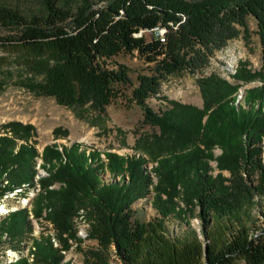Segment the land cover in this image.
<instances>
[{
    "label": "trees",
    "instance_id": "16d2710c",
    "mask_svg": "<svg viewBox=\"0 0 264 264\" xmlns=\"http://www.w3.org/2000/svg\"><path fill=\"white\" fill-rule=\"evenodd\" d=\"M98 1L42 0V9L30 14L0 1V41L51 51L53 63L43 79L25 83L31 91L67 105L90 102L97 109L117 94L118 83L129 82L127 67L120 62L109 66L108 60L136 50L153 64L138 74L132 96L143 121L159 132L139 138L127 154L76 140L46 143L42 157L49 174L40 179L43 190L34 200L35 213L49 206L48 216L66 242L63 233L75 236L72 217L78 207L88 208L89 236L99 247L88 251L82 264H102L112 246L121 264H232L236 257L244 264H264V204L256 218L251 212L254 197L264 199V0ZM249 14L257 20L262 63L257 70L236 72L244 82L257 81L244 88V103L235 102L240 83L212 73L199 79L202 107L176 99L160 112L149 106L146 98L163 79L193 73L228 39L247 34ZM162 26L163 37L157 31ZM142 28L152 31L150 40L135 35ZM32 130V123L21 121H8L0 130V197L35 185ZM214 145L221 148L217 155ZM211 158L230 175L209 173ZM147 159L157 161L151 204L158 215L143 221L134 217L133 204L153 182L144 171ZM54 181L59 186L49 187ZM178 195L190 215L199 218L203 238L191 228L186 236L169 233L166 218L181 214L182 208H175ZM19 211L24 209L8 216ZM0 226V242L7 231L17 235L29 228L26 219L10 223L4 217ZM57 250L46 240L36 241V260L59 264Z\"/></svg>",
    "mask_w": 264,
    "mask_h": 264
},
{
    "label": "rangeland",
    "instance_id": "374dc122",
    "mask_svg": "<svg viewBox=\"0 0 264 264\" xmlns=\"http://www.w3.org/2000/svg\"><path fill=\"white\" fill-rule=\"evenodd\" d=\"M0 1L27 14L42 9V0ZM174 26L177 27V24ZM247 28V34L240 32L235 37L228 39L223 46L215 49L207 61L193 73L185 72L183 74L170 75L163 79L157 92L146 98L149 106L153 110L160 112L170 105V99H176L180 102L202 107L204 100L199 79L212 73L218 74L232 84L240 83L235 94V102L244 103L242 100V88L254 85L257 81L244 82L236 77V72L241 67H246L251 71L257 70L262 63L261 41L256 31L257 20L251 14L247 16ZM157 31L159 35L165 34L166 28L162 26ZM152 34L151 30L142 28L135 35H143L146 40H150ZM115 62H120L127 67L129 82L117 84V94L110 98L103 109L93 107L90 102L67 105L59 103L53 95L36 94L25 85L27 82L41 81L43 79L46 67L53 63L49 49L46 48L41 51V49L37 48L0 41V130H2L3 124L8 121H21L33 124L29 140L37 150L33 159V171L36 168L37 172V166L41 163V168L47 171V175L49 174V163L45 162L42 157V148L46 143L69 144L71 141L76 140L83 144L94 146L100 151L114 150L121 154H127L134 151L133 146L139 138L143 140L147 135L159 132L158 126L143 121V110L132 96V89L138 81V74L149 72L153 62L145 60L136 50L131 53L124 51L117 53L112 57V60H108V65H113ZM57 127L59 129L55 131ZM58 147L61 148V145ZM260 147L261 160L264 163V133L261 135ZM212 151L214 155H217L221 152V148L218 145H214ZM216 163L215 158L209 159L211 169L208 172L215 175L218 171H221L224 176L228 177L230 172L227 169L220 170ZM156 164V160L147 159L144 162V171L148 173L153 182L149 184V192L138 198L133 204V209H135L134 217L143 221L158 215L156 208L151 204L152 195L154 194L152 186L157 181V174L153 169ZM108 174V171L104 172L105 177ZM117 177L119 178L120 175H117ZM59 184V182L54 181L49 187H58ZM40 188V191H42L41 181ZM40 191L36 192L30 206L24 207L28 212V217L25 210L5 216L10 223H17L26 219L29 228L17 235L9 231L6 232L4 241L0 242V264H15V262L20 264H44L42 261L36 260V241L42 240L50 242L54 248L60 251L57 250L61 256L59 264H82L86 253L99 247L97 239L89 236L90 220L87 216L88 208L85 206L78 207L79 210L75 215L76 228L72 217L74 231L76 230L75 236L62 235L66 240L65 242L61 239L54 221L48 216L50 207H45L40 215H37L40 212L36 214L33 209L34 200ZM4 195L0 197V200ZM8 199L5 202L16 206L18 204L19 206L22 205L14 198L10 197ZM175 200V208L181 207L182 209L179 210L181 211L180 215L173 213L166 218L169 233L177 236H186L187 232L191 233V228L195 230L198 237L203 238L200 232L199 218L195 215H190L191 211L184 208L185 204L180 195L176 196ZM254 200L251 211L253 214L252 218L259 216L258 210L264 204V199L258 198V196H255ZM1 202L0 209L2 210V204L4 203L3 201ZM31 211H34V218L30 217ZM42 215L45 218L41 217ZM5 217L4 219H6ZM30 226L32 228L31 236L28 240H25L30 233ZM3 231L4 228L0 226V233ZM37 231L38 233L35 234ZM69 240L72 241L70 242ZM62 241L65 244L71 243L67 247L66 254L62 253L64 249ZM29 245H31V254H34V260H32L33 256L30 254L31 259L28 257L29 255L25 252L23 253ZM57 246H62V248L59 247V249ZM20 248L22 250H19ZM113 250L114 246H112L111 251L107 252L102 264H121L120 258ZM13 254H17V256ZM232 264H244V260L241 257H236Z\"/></svg>",
    "mask_w": 264,
    "mask_h": 264
},
{
    "label": "bare ground",
    "instance_id": "6f19581e",
    "mask_svg": "<svg viewBox=\"0 0 264 264\" xmlns=\"http://www.w3.org/2000/svg\"><path fill=\"white\" fill-rule=\"evenodd\" d=\"M162 37H163V35H161ZM239 91H240V89H239ZM238 91V92H239ZM238 97V96H237ZM101 155L103 156L104 154L103 153H101ZM39 160V159H38ZM42 160V159H41ZM40 161V160H39ZM38 170H37V174L35 175V177H34V182H35V185L33 186V187H31V188H18V189H15V190H11V191H8L5 195H4V197H2V199L0 200V205H1V201H3V203L4 204H2V210L0 209V218H3V217H5V216H8L10 213H12V212H14V211H16V210H19V209H21V208H23L24 209V207H26V206H30V203H31V201L33 200V198L35 197V195H36V192H38V191H40V179H41V177H44V176H46L47 175V171L45 170V169H42L41 168V163H39L38 164ZM42 170H44V171H42ZM35 172V171H34ZM46 172V173H45ZM33 175H34V173H33ZM33 177V176H32ZM3 179V178H2ZM32 179V178H31ZM30 181V180H29ZM28 182V181H27ZM39 186V187H38ZM14 198V199H16L17 200V202H19V203H21L22 205L21 206H19V204H18V206H16L15 204H10L9 202H5V200H9L8 198ZM15 205V206H14ZM1 207V206H0ZM44 209V208H43ZM42 209V210H43ZM25 211H26V213H27V215H28V212H27V210L26 209H24ZM34 212V211H33ZM33 212L31 211L30 213H31V215H30V217L31 218H34V215L35 214H33ZM86 215V214H85ZM79 216V215H78ZM41 217H43V218H45L43 215L41 216ZM83 218V217H82ZM74 220H75V216H74ZM82 220V219H81ZM75 228H76V221H75ZM40 229V228H39ZM38 233V231L37 232H35V234H37ZM54 239V238H53ZM56 243V242H55ZM30 246L31 245H29V247H27V249H25L24 251H23V253L25 252L27 255H31V256H33L32 257V260H34V254L32 255L31 254V252H32V250H31V248H30ZM62 248V246H57V248ZM68 247V246H67ZM67 247H66V250H65V254L67 253ZM59 248V249H60ZM63 251V250H62ZM22 253V254H23ZM63 254H64V252H62ZM14 256H17V254H13ZM30 255L28 256L29 258H30ZM31 259V258H30ZM14 260V259H13ZM11 263V262H10Z\"/></svg>",
    "mask_w": 264,
    "mask_h": 264
},
{
    "label": "built area",
    "instance_id": "2783aa9c",
    "mask_svg": "<svg viewBox=\"0 0 264 264\" xmlns=\"http://www.w3.org/2000/svg\"><path fill=\"white\" fill-rule=\"evenodd\" d=\"M160 35H164V34H160ZM73 221H74V224H75L74 216H73ZM65 234H66V233H63L64 236H65ZM64 236H63V237H64ZM69 241L71 242L72 240H69ZM69 241H68V242H69ZM70 244H71V243H70ZM70 244H69V243H67V244L64 243V249H63V251H62V252H64V254H65V245H70Z\"/></svg>",
    "mask_w": 264,
    "mask_h": 264
}]
</instances>
